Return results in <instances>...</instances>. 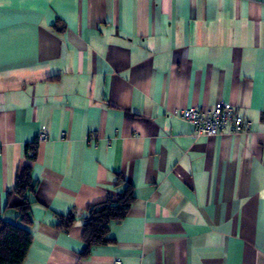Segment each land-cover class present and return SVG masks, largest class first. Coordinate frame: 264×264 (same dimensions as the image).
<instances>
[{"label":"crops","instance_id":"1","mask_svg":"<svg viewBox=\"0 0 264 264\" xmlns=\"http://www.w3.org/2000/svg\"><path fill=\"white\" fill-rule=\"evenodd\" d=\"M220 101L249 132L195 136L177 115ZM26 163L22 264H264V0H0V219L18 222ZM116 173L133 203L80 257Z\"/></svg>","mask_w":264,"mask_h":264},{"label":"trees","instance_id":"2","mask_svg":"<svg viewBox=\"0 0 264 264\" xmlns=\"http://www.w3.org/2000/svg\"><path fill=\"white\" fill-rule=\"evenodd\" d=\"M26 158L33 160L35 145L26 144ZM36 184L31 177L30 164L20 166L16 173L14 187L8 195L15 194L19 201L11 204L18 213V222L0 219V264H22L32 242L31 209L35 203L33 194ZM115 192L100 203L88 207L83 218L82 242L83 250L80 257L88 255L93 245L108 244L113 241L109 236V226L112 222L124 219L133 203L134 190L130 182L120 173L115 174ZM72 213L57 215L55 227L67 231L75 221Z\"/></svg>","mask_w":264,"mask_h":264},{"label":"built area","instance_id":"3","mask_svg":"<svg viewBox=\"0 0 264 264\" xmlns=\"http://www.w3.org/2000/svg\"><path fill=\"white\" fill-rule=\"evenodd\" d=\"M177 115L194 126L195 136H215L223 133L238 134L249 132L251 120L238 113L229 102H217L209 108L186 107ZM40 139L45 138L40 134ZM111 264H122L120 258H112Z\"/></svg>","mask_w":264,"mask_h":264}]
</instances>
